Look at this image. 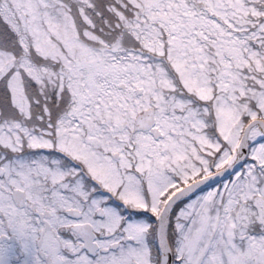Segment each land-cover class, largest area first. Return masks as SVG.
<instances>
[{
  "label": "snow or ice",
  "instance_id": "obj_1",
  "mask_svg": "<svg viewBox=\"0 0 264 264\" xmlns=\"http://www.w3.org/2000/svg\"><path fill=\"white\" fill-rule=\"evenodd\" d=\"M0 264H264V0H0Z\"/></svg>",
  "mask_w": 264,
  "mask_h": 264
}]
</instances>
